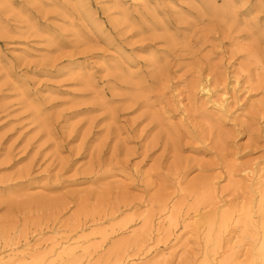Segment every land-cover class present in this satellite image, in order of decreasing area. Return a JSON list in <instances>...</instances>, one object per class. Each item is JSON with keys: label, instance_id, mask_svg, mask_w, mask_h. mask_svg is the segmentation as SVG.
<instances>
[{"label": "rangeland", "instance_id": "1", "mask_svg": "<svg viewBox=\"0 0 264 264\" xmlns=\"http://www.w3.org/2000/svg\"><path fill=\"white\" fill-rule=\"evenodd\" d=\"M263 245L264 0H0V264Z\"/></svg>", "mask_w": 264, "mask_h": 264}, {"label": "bare ground", "instance_id": "2", "mask_svg": "<svg viewBox=\"0 0 264 264\" xmlns=\"http://www.w3.org/2000/svg\"><path fill=\"white\" fill-rule=\"evenodd\" d=\"M201 88H202V91L205 92L206 94L209 95L211 93V89H210V87L208 85L202 84ZM175 220H176V218L174 216H171L169 218V222L170 223L174 222ZM223 220H224L223 223L226 224L227 223L226 221L229 220V218L226 215H224ZM132 221H133V219H129V221L125 222L124 226H128ZM262 250L264 251V245L262 247ZM262 260H263V264H264V255H263Z\"/></svg>", "mask_w": 264, "mask_h": 264}]
</instances>
